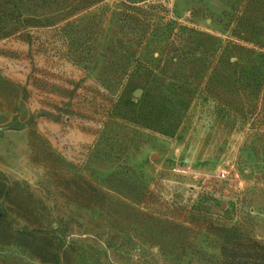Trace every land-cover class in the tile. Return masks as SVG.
<instances>
[{
    "label": "rangeland",
    "instance_id": "obj_1",
    "mask_svg": "<svg viewBox=\"0 0 264 264\" xmlns=\"http://www.w3.org/2000/svg\"><path fill=\"white\" fill-rule=\"evenodd\" d=\"M3 5L0 264H223L229 231L264 245V92L246 74L264 0Z\"/></svg>",
    "mask_w": 264,
    "mask_h": 264
},
{
    "label": "trees",
    "instance_id": "obj_2",
    "mask_svg": "<svg viewBox=\"0 0 264 264\" xmlns=\"http://www.w3.org/2000/svg\"><path fill=\"white\" fill-rule=\"evenodd\" d=\"M8 5H3V8L0 9V23L9 22L12 20H16L15 11L7 7ZM7 33L2 31L0 36H6ZM253 51H250L252 53ZM247 78H250L256 84L254 85V89H257L258 92H264V52H261L257 57V62L255 61L250 69L246 71ZM8 84H11L9 81ZM14 87H19L15 86ZM32 122V121H31ZM30 123V122H29ZM46 141H43L41 137H39L35 132L30 134V145L34 148L35 146L45 145L46 149L42 150L43 155H45V159L51 157V150L48 145H46ZM87 197L86 200L88 202L87 207L94 206L99 201L101 193L98 189H96L93 185L87 182ZM4 189L5 196L10 192V188L6 185V183L0 182V191ZM0 219V227H1ZM222 243L220 245V254L223 261V264H264V245L261 243L249 238L247 236H243L236 232H227L224 236H221ZM47 248V252L50 251L51 244H49ZM51 260L48 261L51 264H60L61 257L58 253L51 252ZM251 260V261H250Z\"/></svg>",
    "mask_w": 264,
    "mask_h": 264
},
{
    "label": "water",
    "instance_id": "obj_3",
    "mask_svg": "<svg viewBox=\"0 0 264 264\" xmlns=\"http://www.w3.org/2000/svg\"><path fill=\"white\" fill-rule=\"evenodd\" d=\"M116 43L119 44L120 41L117 40ZM139 96H140V91L138 90V91H136V92L134 93V97H139ZM151 159H153V158H151Z\"/></svg>",
    "mask_w": 264,
    "mask_h": 264
}]
</instances>
